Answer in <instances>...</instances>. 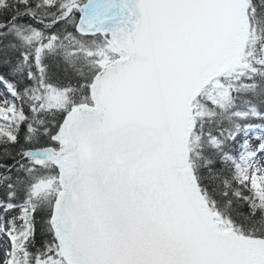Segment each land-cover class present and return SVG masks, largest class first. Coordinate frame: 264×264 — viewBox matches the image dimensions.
<instances>
[{
  "label": "snow or ice",
  "instance_id": "1",
  "mask_svg": "<svg viewBox=\"0 0 264 264\" xmlns=\"http://www.w3.org/2000/svg\"><path fill=\"white\" fill-rule=\"evenodd\" d=\"M0 264H264V0H0Z\"/></svg>",
  "mask_w": 264,
  "mask_h": 264
}]
</instances>
